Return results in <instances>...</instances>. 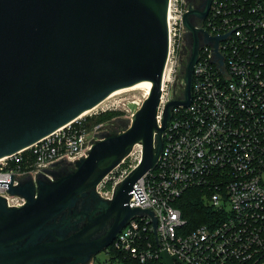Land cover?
<instances>
[{"label":"water","instance_id":"water-1","mask_svg":"<svg viewBox=\"0 0 264 264\" xmlns=\"http://www.w3.org/2000/svg\"><path fill=\"white\" fill-rule=\"evenodd\" d=\"M210 2L182 13L190 46L183 98L166 102L159 125L168 0H0V157L26 148L115 89L151 86L128 126L100 134L86 156L51 163L35 177L0 179L9 194L25 199L8 206L0 195V264H87L129 218L143 212L152 216L157 243L153 211L130 207L128 199L131 191L145 199L133 185L157 161L171 107L191 101L198 48L210 44L216 50L218 40L237 28L212 36L196 27L191 15L204 18ZM135 143L141 145L139 161L111 198L100 196L97 184ZM160 256L174 264L175 255L163 250Z\"/></svg>","mask_w":264,"mask_h":264},{"label":"built area","instance_id":"built-area-1","mask_svg":"<svg viewBox=\"0 0 264 264\" xmlns=\"http://www.w3.org/2000/svg\"><path fill=\"white\" fill-rule=\"evenodd\" d=\"M189 5L187 0H168L159 125L166 102L183 98L182 73L190 46L182 13ZM195 26L212 36L237 28L218 40L216 50L210 44L198 48L191 101L171 107L157 161L133 185L145 199L139 201L134 191L128 199L130 207L153 211L161 246L153 235L152 216L136 213L101 250L105 257L95 254L87 264L162 262L163 250L176 256L174 264H264V0H212L206 17ZM149 90L141 96L133 89L110 93L100 107L132 116ZM101 125H86L83 115L78 116L26 148L0 157V179L10 180L9 174L35 177L51 163L86 156L100 138ZM109 173L96 186L108 199L128 172L106 187ZM189 188L199 190L212 210L204 223L191 225L182 215L178 201ZM0 195L8 206L25 201L9 194L6 185H0Z\"/></svg>","mask_w":264,"mask_h":264},{"label":"trees","instance_id":"trees-1","mask_svg":"<svg viewBox=\"0 0 264 264\" xmlns=\"http://www.w3.org/2000/svg\"><path fill=\"white\" fill-rule=\"evenodd\" d=\"M118 114L120 115V112L116 110L102 112L94 116L93 118H90V120L85 118L86 119L85 124L92 125L94 123H97V122H100L106 119H110L114 116H117ZM24 155L29 156L32 159L28 151H25ZM25 164H26L25 160L21 162V166L23 168L25 167ZM110 184H111V181L108 180V183L106 185L109 187ZM178 202H180L179 206H180L182 215L188 220V222L191 225L204 223L211 216L210 213L212 212V210L207 206L199 190H197L196 188L187 189L184 192V194H182ZM133 264H162V262L159 259H152L144 263L133 262Z\"/></svg>","mask_w":264,"mask_h":264},{"label":"rangeland","instance_id":"rangeland-1","mask_svg":"<svg viewBox=\"0 0 264 264\" xmlns=\"http://www.w3.org/2000/svg\"><path fill=\"white\" fill-rule=\"evenodd\" d=\"M133 92L141 96L144 90L142 88H135L133 89ZM100 106H102V104L99 105V107L92 109V111H89L87 114L83 115V117L90 120V118H93L94 116L102 112L110 111V110L102 111ZM131 117L132 116H130V114H120V115L118 114L117 116H114L110 119L97 122V123H102L101 128L99 130V135L102 133H116L118 131L123 130L130 123ZM140 157H141V145L139 143H135L131 148L130 152L128 153V155L125 156L122 162L120 163L121 165L120 164L117 165V167L114 168L111 173H109V175L107 176L108 178L105 179L106 181L103 182V184L106 187H108L106 185L108 183V180H110L112 184L113 180L118 178L121 174H123L124 172H129L137 164ZM96 255L101 258L105 257L102 251L98 252Z\"/></svg>","mask_w":264,"mask_h":264},{"label":"bare ground","instance_id":"bare-ground-1","mask_svg":"<svg viewBox=\"0 0 264 264\" xmlns=\"http://www.w3.org/2000/svg\"><path fill=\"white\" fill-rule=\"evenodd\" d=\"M134 88H142L143 90H149L150 86L145 84V83H133L131 85H128V86H124V87H121V88H118V89H115L113 90L111 93L113 92H118L120 90H124V89H134ZM101 101L96 103L94 106L82 111L79 116H82V115H85L87 114L89 111H92V109L96 108V107H99Z\"/></svg>","mask_w":264,"mask_h":264},{"label":"flooded vegetation","instance_id":"flooded-vegetation-1","mask_svg":"<svg viewBox=\"0 0 264 264\" xmlns=\"http://www.w3.org/2000/svg\"><path fill=\"white\" fill-rule=\"evenodd\" d=\"M188 3L195 9L197 10H202L203 7L205 6V3H206V0H187ZM204 2V3H203ZM212 2V0H211ZM211 2L209 4V7L211 5ZM209 7H208V10H209ZM208 13V12H207ZM207 15V14H206ZM206 17V16H205ZM204 18H200L196 15H191V20L195 23V24H201L202 21H203ZM188 39H189V36L187 35Z\"/></svg>","mask_w":264,"mask_h":264}]
</instances>
